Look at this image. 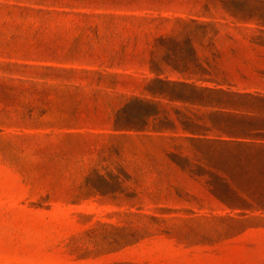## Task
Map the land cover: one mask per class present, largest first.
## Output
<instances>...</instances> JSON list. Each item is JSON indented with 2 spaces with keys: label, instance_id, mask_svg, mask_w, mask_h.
Masks as SVG:
<instances>
[{
  "label": "rangeland",
  "instance_id": "374dc122",
  "mask_svg": "<svg viewBox=\"0 0 264 264\" xmlns=\"http://www.w3.org/2000/svg\"><path fill=\"white\" fill-rule=\"evenodd\" d=\"M260 9L233 0H0V264H264V210L229 208L205 182L264 171L190 175L175 161L227 156L193 149L181 129L158 132L154 117L142 128L152 101L171 118L183 108L208 118L200 105L147 90L151 59L162 77L189 68V52H176L189 46L157 39L192 32L193 44L249 42L264 29ZM179 20L212 26L203 36L200 24ZM247 105L238 109L261 108ZM116 175L114 193L95 189L110 190L99 178Z\"/></svg>",
  "mask_w": 264,
  "mask_h": 264
},
{
  "label": "trees",
  "instance_id": "16d2710c",
  "mask_svg": "<svg viewBox=\"0 0 264 264\" xmlns=\"http://www.w3.org/2000/svg\"><path fill=\"white\" fill-rule=\"evenodd\" d=\"M179 22L185 23L187 27L193 24H200L203 29V36L207 34V30L212 26V23H199L196 20H189V22L179 20ZM216 34H218V32ZM192 36V32L161 36L157 39V43L161 46H176L181 44L191 46L193 44ZM176 52L180 53V55L188 54V51L180 52L176 50ZM150 71L154 77L150 80L147 90L154 97L166 98L169 101L189 104L191 107L200 105V107L205 108L207 106L205 95L207 87L191 81L183 70L181 71L173 68V72L178 73L179 78L171 79L169 76L162 77L165 70L161 67L159 62L151 59ZM196 97L200 98L198 99L199 102L195 100ZM226 102L230 103V99H227ZM251 103L264 109V97H256ZM160 104L159 101L151 102L153 111L147 113L145 115L146 117L144 116V119H142V121H144L143 129L148 120L154 117V119L158 121V127H155L158 132H162L164 129H181L188 133L183 139L190 142L193 149H197L201 152L205 151L207 154H221L227 156L204 163L193 162L189 159L175 161L176 167L182 171L190 175H197L200 171L206 170L205 168H213L222 171H264V114H262V116H250L247 114L238 116L236 122L232 126L240 131L239 135L243 139L221 140L207 137L206 132L208 130L211 131L214 125L208 126L205 122L195 120V114L190 112L192 108L190 111H188V108H183L185 112H181L179 109V111H175L176 117L171 118L167 112L162 115ZM227 105L229 106L230 104ZM187 112L191 113L190 117L187 116ZM131 126L132 127L125 128L143 130L141 128L136 129L134 127L135 125ZM230 126L231 124L229 127ZM99 180L104 184L103 186H109V188H111L110 190L103 189L102 191V189H100L102 187H95L100 193H114L117 190L114 189L113 186L119 183V176H110V180L100 177ZM205 182L212 196L229 208L264 210V175L234 177L212 174ZM242 186L250 190H246ZM135 197L136 195L134 194L129 196V198Z\"/></svg>",
  "mask_w": 264,
  "mask_h": 264
},
{
  "label": "crops",
  "instance_id": "0c3cea01",
  "mask_svg": "<svg viewBox=\"0 0 264 264\" xmlns=\"http://www.w3.org/2000/svg\"><path fill=\"white\" fill-rule=\"evenodd\" d=\"M233 1L258 10L262 8L264 13V0ZM245 40L242 38L230 44H192L181 49L189 52L183 56V60L189 64V68L184 70L185 75L191 81L207 87L205 108L208 118L202 122L208 126L214 125L211 131L206 132L207 137L242 140L240 131L232 126L236 118L244 114H264L263 108L238 109L256 97H264V29L258 36L249 38V42ZM227 99H230V103L226 102Z\"/></svg>",
  "mask_w": 264,
  "mask_h": 264
}]
</instances>
